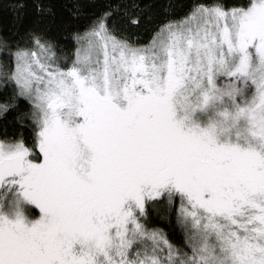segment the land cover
<instances>
[{
    "label": "snow or ice",
    "instance_id": "6c2138e0",
    "mask_svg": "<svg viewBox=\"0 0 264 264\" xmlns=\"http://www.w3.org/2000/svg\"><path fill=\"white\" fill-rule=\"evenodd\" d=\"M0 264H264V0H0Z\"/></svg>",
    "mask_w": 264,
    "mask_h": 264
}]
</instances>
